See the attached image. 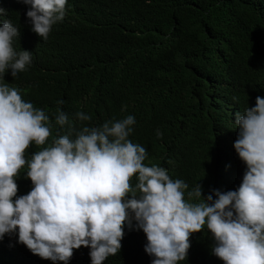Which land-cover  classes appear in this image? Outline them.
<instances>
[{"label": "trees", "instance_id": "obj_1", "mask_svg": "<svg viewBox=\"0 0 264 264\" xmlns=\"http://www.w3.org/2000/svg\"><path fill=\"white\" fill-rule=\"evenodd\" d=\"M0 8V24L9 20L19 28L14 49L32 53L25 72L16 78L6 72L4 80L49 115V144L58 135V107L68 116L60 135L79 127L78 111L90 114L86 123L94 126L133 115L129 139L147 149L144 163L185 181L186 199L197 183L202 198L211 194L213 201L217 191L238 190L246 165L233 147L235 113L264 98V0H67L65 17L47 40L31 30L30 5L0 0ZM37 150L31 146L26 156ZM25 171L15 181L17 197L33 187ZM189 242L180 264H224L212 254L207 229ZM146 243L132 221L118 254L103 264H152ZM89 253L88 247L74 249L68 264H91ZM0 264L63 262L32 254L18 242L17 230L0 238Z\"/></svg>", "mask_w": 264, "mask_h": 264}, {"label": "clouds", "instance_id": "obj_2", "mask_svg": "<svg viewBox=\"0 0 264 264\" xmlns=\"http://www.w3.org/2000/svg\"><path fill=\"white\" fill-rule=\"evenodd\" d=\"M21 2L30 5L31 30L43 40L66 14L67 0ZM4 11L0 8V16ZM19 35L11 21L0 24V238L18 230V242L32 254L63 264L74 249L88 247L91 264H103L118 254L124 226L135 221L152 264H180L191 234L204 229L215 242L212 254L224 264H264V98L257 96L254 107L235 113L233 147L246 165L238 190L217 191L213 201L211 194L202 198L197 183L186 199L185 181L144 163L147 149L129 139L133 115L94 126L86 123L90 114L78 111L79 127L73 124L60 135L68 116L58 107V135L49 144V115L4 80L6 72L16 78L32 62L31 52L13 47ZM156 136L163 134L157 130ZM33 145L39 150L26 156ZM22 169L33 187L17 197Z\"/></svg>", "mask_w": 264, "mask_h": 264}]
</instances>
